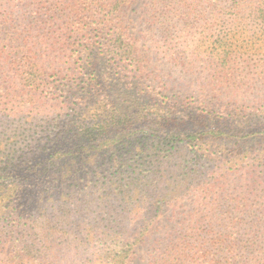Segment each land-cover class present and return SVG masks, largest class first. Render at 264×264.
Returning a JSON list of instances; mask_svg holds the SVG:
<instances>
[{
    "label": "trees",
    "instance_id": "obj_1",
    "mask_svg": "<svg viewBox=\"0 0 264 264\" xmlns=\"http://www.w3.org/2000/svg\"><path fill=\"white\" fill-rule=\"evenodd\" d=\"M132 2L0 0V78L7 70L20 73L24 88L46 85L43 43L65 51L70 30L91 35L73 46L81 61L71 72L84 78L77 84L84 96H71L63 123L0 112V264H264V155L248 164L249 182L228 186L226 178L237 174L225 167L231 159L223 163V154L198 149L178 158L174 150L191 141L176 137L156 136V148L138 153H99L123 139L106 135L144 119L146 111L137 106L136 81L113 93L98 81L96 63L97 55L129 61L140 76L161 80L132 32L144 18L166 34L170 51L193 43L203 68L196 84L203 80L200 95L212 97L200 102L225 112L222 95L238 79L264 85V25L261 36L256 22L261 12L264 23V0H155L142 18L130 15ZM171 56L184 64L177 51ZM258 134L264 139V129ZM212 165L223 174L209 175Z\"/></svg>",
    "mask_w": 264,
    "mask_h": 264
},
{
    "label": "rangeland",
    "instance_id": "obj_2",
    "mask_svg": "<svg viewBox=\"0 0 264 264\" xmlns=\"http://www.w3.org/2000/svg\"><path fill=\"white\" fill-rule=\"evenodd\" d=\"M132 1L130 15L142 18L144 12H147L146 9L152 6L155 0ZM261 14L260 12L256 22L262 36L261 29L264 23ZM248 18L252 23L250 20L252 17ZM144 20V18L138 19L136 28L132 27V32L140 38L137 47L143 55L151 58L162 79L153 82L149 78L140 76L129 61L108 60L102 55L96 56V63L99 67L98 81L110 85L113 93L123 85L132 86L133 81H136L141 89L135 94L137 106L146 111L144 119L136 120L133 125L124 130L115 129L106 135L104 139L112 137L116 140H120L118 137L123 139L118 144L114 143V147L108 152L99 153H115L116 156L138 153L147 149L150 144H152V149L156 148L158 144L153 142L156 136H161L163 140L167 139V141L176 137L184 141H191L174 150L173 153H176L178 158L183 154L197 153L196 149L199 152L202 150L200 153L206 151L205 153L213 156L223 154L224 157L221 158L223 163H227L228 159H231L225 167H231L233 171H237V174L232 172L233 175L226 178L228 186L238 184L242 178L245 183L249 182L248 177L251 176V171L248 164L252 163V159L256 155H264V139L258 134L261 129H264V85L262 81L248 83L247 79L240 78L237 84L230 85L228 94H223L221 98V101L228 105V110L225 112L218 108L205 106L200 101L207 98L212 99V97L200 95L203 80H198L196 84L197 79L202 78L203 68L202 63L192 55L193 43L177 44L176 50L170 51L166 34ZM253 25L255 26V24ZM172 35V39H175L178 31H174ZM68 36H72V38L68 40L69 47L65 51L58 48L50 49V42L43 43L40 49L48 69L47 74L42 76L46 83L44 87L42 86L40 89L24 88L25 80H22L20 73L11 70L4 73V76L0 78V112L4 116L11 115L12 118L13 115L23 113L44 114L36 118H23V120L33 121L35 119L37 124H41L46 118L53 125L63 123L71 116L73 108V104H69L71 96L72 100L76 95L84 96L77 85L78 83L83 84L84 78L76 77L71 72V67L77 66L81 61L80 56L75 57L77 53L73 46L79 44L81 46L91 35L88 34L87 37L81 35L80 37L70 30ZM262 37L260 45L264 56ZM173 51H177L184 64L176 65V59L171 56ZM263 56L260 55V57ZM76 60L78 63H73ZM51 61L55 62V66L52 67L59 68V71L49 66ZM112 62L115 64L112 65ZM121 71L123 73H120ZM172 81L178 88L165 89V83L171 85ZM72 84H74L73 88L70 87ZM50 85L57 87L55 92L50 90ZM110 101H112L111 98ZM35 107H39V109H35ZM107 107L109 108V104ZM230 111H233V114H229ZM235 113L240 114L239 118L246 117L247 120L239 121ZM165 115H169L172 120L170 122L159 120ZM34 130L38 132L36 136L42 133L41 129L36 126ZM251 133L252 135H250ZM189 134H194L195 138H189ZM241 165L248 166L243 168ZM219 166L221 167V164ZM219 166H208L209 175L223 174L224 169ZM242 174L243 177L239 178ZM185 204L189 203L185 202ZM2 258L3 256L0 255V259Z\"/></svg>",
    "mask_w": 264,
    "mask_h": 264
}]
</instances>
